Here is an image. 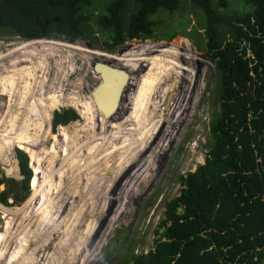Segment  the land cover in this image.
<instances>
[{
    "label": "rangeland",
    "instance_id": "1",
    "mask_svg": "<svg viewBox=\"0 0 264 264\" xmlns=\"http://www.w3.org/2000/svg\"><path fill=\"white\" fill-rule=\"evenodd\" d=\"M92 1V7H94L95 12H89L93 18L97 13H105L106 9L113 2V0ZM209 1L216 11L228 17H232L235 14H241L246 10V8H249V6L241 0H228V6L226 8H221L219 6V0ZM154 18L159 21V23L154 28L153 38L144 40H126L122 45H117L113 49L105 47L104 41L106 40V37L101 33H94L93 40H71L62 36L26 40L21 39L18 36L0 35V52H3V50H5L4 48L8 49L14 47L19 42L31 40L36 42L38 40L45 39L73 44L80 48L87 49L86 51L90 50L84 54L83 52H76L74 50L66 49L65 47L60 48L56 45L44 46L41 43H36L31 46L36 49L32 55L34 62H39L38 57H40L41 54L46 55V57H44L46 64L41 65V68H44V71L46 70L44 74L46 76V83L43 85L44 89L49 90V85L53 82H57L59 79L61 86L56 89V96L63 94L65 96L76 97L79 95L80 97H78L81 98V102L83 101L85 104H88V106H86L87 111L85 112L86 119L80 116V109H83L80 106L74 107V105L71 104L62 106L59 103H53L51 104L49 110L57 104L60 106L57 110L71 107L76 111L79 118L66 125L72 123L75 128L78 126V129H82V131L79 132L82 139L79 140L81 148L77 153L78 159L82 160L83 167L89 163L88 166L93 171H86V174H84L83 171L82 174H79L78 171V173H75L71 179L72 184L68 186L65 182V178L61 176L57 177L61 171V163L65 162V160L62 159L63 156L61 154V150L58 154L53 153V151H49L50 146L51 149H53L55 145L57 147V145L61 143V139L60 142L58 141L56 144H53L54 140H52V138L57 135L58 126L54 128L51 124V130L52 132H55L51 139H47L45 141L42 139L37 142V145L41 150H39L40 154L42 153L40 156L43 157V159L41 158L42 163L40 162V166L42 168L40 169L41 171L43 170L42 172L46 171V173H48L47 168H49L48 164H50V175L53 176L54 179L58 180V182L54 183V187L55 189L57 188L56 195L59 196V203L57 205L58 211L52 219L51 224L48 225L46 230L45 228L40 229L42 234L41 246L46 252L49 248L54 246L58 252L63 253L65 250H67L68 253L71 248L74 247L76 257L72 262L68 261L69 264H127V259L131 254H139L141 252L146 253L152 249L154 241L162 238V234L164 232V229L161 231L162 227L160 226V223L165 218V203L180 194V189L182 187L180 177L195 171L199 165H202L205 162V157L209 151L208 142L210 139V121L213 119L214 113L219 109L217 80L218 70L214 61H212L204 51L206 43L204 27L206 21L203 10L200 6L189 0H180L178 9L174 11L159 9ZM180 38L188 41L191 46V56H193L192 63L195 67L194 70L196 74H189L188 77V72L185 71L182 74L180 73L179 78L177 76L171 80V76L173 74L170 72L173 71V67L180 64L181 67L185 68V66H188L189 62L187 56H185L186 53L189 52L186 44L180 40ZM144 43L147 44V47L138 46ZM172 45L177 48H175V50L178 51V54L172 53V51L169 50ZM43 47H45L44 50ZM138 53L144 56L141 57L137 55ZM57 54L62 55L66 61V74L61 76H59L60 73H58V75L56 73V71H59V58L56 56ZM68 55L70 58H68ZM163 61L168 62L169 65L167 67L170 71L168 72L167 70V72L161 73L160 85L158 86L159 90L157 88L160 96L158 97L159 94L155 93L157 97L156 101L161 102L164 100L163 106L156 111V114L154 115L152 121H150V126L148 128H145L147 121L143 120L141 125L136 128L135 133H131V138L135 140L139 134L145 130L147 134V143L138 141V151L133 152L132 156H130L127 161L123 162L120 168L106 170L107 172L104 171L102 167L107 164L110 156L102 153L103 148L107 149L108 147H105V145L104 147L101 146V138L98 141L95 139L92 140L93 131L95 130L94 132L97 134V137H101L104 134L105 136L107 135L105 137L106 140L104 139V141L109 143V147L115 144L122 146L124 138L122 136H127L130 132L123 131L122 134H120L121 136H118V134L122 131V127H120L121 130L118 131V128H114L115 124H121V120L123 121L122 124L127 125L130 123H136V121L132 120L130 117L128 120L122 118V116L127 114V111H129V109L124 106L123 102L125 97L122 96L119 97V101L121 100L122 102L120 101V104L117 106V115H114V118H112L108 126L104 129L106 133L105 131H101L100 134L97 133L100 131H96V127L100 125L99 120L97 121V119H100L97 113H99V109L101 108L97 105L98 111L96 113L94 108V112L91 110L92 104L90 101L94 104L98 102H95V100L90 98V95L86 98L88 92L92 88H96L95 84L101 82L100 78L102 76L96 72L93 73L92 71L93 65L97 62L103 64L109 62L111 67L119 70H127L129 76L132 74V80H129V83H132L133 81L135 82L141 73L147 72L152 66L154 71L148 73L144 84L151 87L156 79V75H154L155 72L158 74L159 71L167 68L162 65ZM130 63H134L135 66H129ZM90 66L91 71L90 68L88 69ZM32 71H34L35 74V67ZM36 73L38 75L42 74L39 70H37ZM10 75L12 74L8 75V79L14 82ZM1 78L4 80L0 83V89L8 91L10 96H14L18 91V85L16 86L13 83H7L8 79L4 76H1ZM77 78L81 82V87L79 86L76 88V86L73 85V82H77ZM20 81V84H26L24 78H20ZM151 81L153 82L151 83ZM170 82H172V84L170 88H168V84ZM186 82L190 85L188 88H186ZM132 86L131 84L126 85L125 91L129 87L132 89ZM138 87L141 88V85H138ZM131 89H129V91ZM184 90L186 91V99L184 98L185 101H183V94H185ZM165 93H167V97H165ZM4 102L5 100L1 101L2 106L0 108V114H3L6 110ZM149 104V102H145L142 105L144 116H146V118L151 116ZM23 106L27 105L25 104ZM179 109L180 111L175 113ZM31 110L32 108H30V111ZM27 113L28 112H25L24 114ZM14 115L16 114L14 113ZM73 122H78L79 125ZM4 128H7L8 130L7 135H14L8 127ZM116 132L118 134H116ZM110 135L112 136L109 137ZM114 136H118V138H114ZM66 143L67 140L64 138L60 146H62V148H66ZM94 145L97 148L94 149ZM123 147L125 146L123 145ZM98 149L102 152L97 153ZM17 150L22 149H19V147H17L12 141H7L6 143V141L0 140V178L5 176L7 179L3 183L4 189H7L10 186L8 179H22L19 160L16 155ZM109 150L111 151L112 148H108V151ZM121 150L123 151V148L121 149L120 147L119 150L116 148L115 150L113 149L112 153L113 155H116L114 157L115 160L119 159L120 155H122ZM90 151H92V155L88 162L87 159L91 154ZM26 154L28 157L27 166L31 170L29 193L26 194L25 198H23L20 194L18 197H14L10 194L7 198L8 203L11 204L9 206H5L0 203L2 208L10 210L8 212L10 213L8 223H13L12 229L9 227V231H4L5 237L3 239V243L6 245L3 247V253L9 252L6 251V249H10L12 247L10 246L12 242L13 245L16 244L20 237L24 238L26 235L29 237L31 236V233H38L36 230L39 228V224L44 218H39L36 213L37 209H31L29 207V204L35 205L38 201H41L40 199L43 200V197L36 198L32 193L30 183L31 179L34 177V173L29 165L30 155L27 152ZM113 155H111L112 157L110 159H113ZM79 160L72 161V163L74 165L81 166ZM95 160L98 161V164L96 163V167L101 168L100 173L98 172V169L94 168L92 165ZM115 160L113 161L114 163L116 162ZM138 161L139 164L137 165L136 162ZM13 162L16 164L15 174L12 173ZM113 162L112 164H114ZM139 165L141 166L139 167ZM70 167L71 166L65 167L63 171L64 175L69 173ZM112 171L116 172V178L114 176L115 179L113 177L110 179V172ZM42 172L39 175L40 178L42 176ZM90 172L97 175L95 176V185L94 187L91 186L89 191L86 193V196L85 194L82 195V192H84L83 190L80 193L82 198H85L84 200H86L87 203L89 202V205H85V208L88 207V213L85 217V226L88 227L85 228V231H88V234L85 237L87 238V242L85 243L89 250L83 251V244L81 243V246L77 244L78 235L82 231L81 224L77 226L75 233H73V235L69 238V241H67V246L64 247V245L58 243L57 240L64 237L69 229L74 228L75 218L82 219V215L79 212L81 207L76 209L75 205V208L70 210L69 213L66 214L65 211L67 212L69 207H71L74 203L77 204L80 202L82 204L78 195L79 178L82 175L83 177L89 176L91 180H93ZM41 181L43 182L44 179H41ZM54 187L52 188V191L55 190ZM91 196L92 198H90ZM93 199L95 200V207L97 206L96 208H93L92 204L90 205ZM83 211L84 210L81 212ZM91 211L93 214L90 213ZM64 217L69 218L67 224L63 223ZM3 224H5V221L0 212V232L3 231ZM33 246L34 245L32 243L29 246L30 249H32ZM82 254L85 256L79 259ZM38 256L39 253L36 251L34 264H37L36 259L41 257L39 256L38 258ZM65 257L66 255L60 257L58 264H62L63 261L66 264L67 260ZM43 260L44 262L46 261L45 258H43Z\"/></svg>",
    "mask_w": 264,
    "mask_h": 264
},
{
    "label": "trees",
    "instance_id": "2",
    "mask_svg": "<svg viewBox=\"0 0 264 264\" xmlns=\"http://www.w3.org/2000/svg\"><path fill=\"white\" fill-rule=\"evenodd\" d=\"M189 1L205 16L204 51L218 70L219 109L210 121L205 162L180 177L179 196L165 203L162 238L146 253L131 254L127 264H264V0H241L249 8L232 17L209 0ZM179 3L113 0L93 18L92 0H2L0 35L38 39L43 28L44 37L93 40L101 33L113 49L126 40L153 38L157 11H174ZM219 6L226 8L228 0ZM59 107L51 108L40 139L53 137L51 124L79 118L73 108ZM16 155L23 178L8 179L10 186L0 190L5 206L10 194L29 193L27 154Z\"/></svg>",
    "mask_w": 264,
    "mask_h": 264
},
{
    "label": "bare ground",
    "instance_id": "3",
    "mask_svg": "<svg viewBox=\"0 0 264 264\" xmlns=\"http://www.w3.org/2000/svg\"><path fill=\"white\" fill-rule=\"evenodd\" d=\"M180 40H182L186 44V47H187V50L189 53H186L185 56H187L189 62H188V66H185V68L181 67L180 64H177L176 66H174L173 71L170 72L171 74H173L171 76V80L176 78L177 76L179 78L180 73L182 74L185 71L188 72V77H189V74H193V75L196 74V72L194 70L195 67L192 63L193 56H191L192 55L191 54L192 50L190 48L191 46L189 45V42L186 41L185 39L180 38ZM36 43H41L44 46L56 45L60 48L65 47L66 49L74 50L76 52L77 51L83 52L84 54L86 52L90 51V50L86 51L87 49L80 48V47L73 45V44H68V43H63V42H59V41H55V40H46L45 39V40H38L36 42H33L32 40L19 42L14 47L8 48V49L4 48L5 50H3V52H0V83L2 82V80H4L3 78H1V76H4L8 79V75L12 74V75H10V77L14 80V82H12L8 79L7 83H13L16 86L18 85V88H17L18 91L15 93L14 96H10L8 91L0 89V108L2 106L1 101L5 100L4 105H5V109H6L3 112V114H0V140L6 141V143H7V141H12L14 144H16L17 147H19V149L21 148L22 150H24L25 152H27L30 155V157H29L30 158V164L29 165L32 168L33 173H34V175H33L34 177L32 176L33 179H31V183H30L32 193L36 198L37 197H39V198L43 197V200L40 199L41 201H38L35 205L29 204V207L31 209H37L36 213L38 214L39 218L44 217L42 222L39 224V228L36 230V232H38V233H31V236H29V237L27 235L24 238L20 237V239L16 242V244L13 245V242H12L10 244V246H12V247L10 249H6V251H9V252L3 253V249H4L3 247L6 245L3 243V239L5 237L4 231H9V227H11V229H12L13 223L12 222L8 223L9 214H10L8 212L10 210L6 209V208H2L0 206V209H1L0 212L2 214V218H4V221H5V224H3L4 225L3 231L0 232V260H1L0 264H34V262H35L34 256H35L36 251H37V253H39V256H41L40 258L38 256L39 259H36L37 264H58V262L60 261V257H62L64 255H66L65 259L67 260V262L68 261L72 262L74 260V258L76 257V252H75L74 247H72L68 253H67V250H65L64 253L58 252L54 248V246L49 248L47 252L42 249V246H41L42 234L40 232V229L45 228V230H46L48 225L51 224L52 219L55 217V214L58 211L57 205L59 203L58 202L59 196L56 195V189L57 188L55 189V187H54V183L58 182V180L54 179V177L50 175V171H49L50 170V164H48L49 168L46 167L48 170V173H46V171L42 172L43 170L41 171V169H40V168H42L40 166V162H41V158L43 159V157L40 156L42 153L40 154L41 150H40L39 146L37 145V142H39L38 140H42V139H40L41 138L40 135H41L42 128L44 127L45 123L47 122V120L50 116V110L49 109H50L51 104L59 103L62 106L66 105V104L74 105V107L80 106L83 108V109H80V116H82V118H84V119H86L85 118V112L87 111L86 106H88V104H85L83 101L81 102V98H79L80 97L79 95H78L79 97L78 96H76V97L71 96L70 97V96H65L63 94L56 96L55 91H56V89H58V87L61 86L59 79L57 80V82H53L49 85V90L44 89L43 85L46 83V76L44 74H45L46 70L44 71V68H41V65L46 64V60L44 58V57H46V55L41 54L40 57H38L39 62H34V60L32 59V55L34 54L36 49L32 48L31 46H33ZM138 46L147 47V44L144 43V44L138 45ZM175 48L176 47L172 45L171 49H169V50L172 51V53L178 54V51H176ZM44 49H45V47H43V50ZM91 51H93V50H91ZM53 54H54V52H53ZM137 55H139L141 57L144 56V55H141L139 53ZM145 55H147V54H145ZM56 56H58V58H59V63H58L59 71H56V73H57V75H58V73H60L59 76H61V75L66 74V71H65L66 61H65L64 57H62V55L57 54ZM68 58H70L69 55H68ZM187 58H185V59H187ZM190 59H191V61H190ZM183 60H184V58H183ZM40 61H41V64H40ZM97 63H100V62H97ZM101 64H103V63H101ZM104 64L107 66H110L109 62L104 63ZM162 65L164 67H167L169 64H168V62L163 61ZM129 66H135V64L130 63ZM34 67H35V74H34V71H32ZM89 68L91 71V66L88 67V69ZM112 68H114V67H112ZM70 69H72V68H70ZM37 70L41 71L42 74L38 75L36 73ZM121 70H124V69H121ZM167 70H168V72L170 71V69L167 67V68H164L162 71H159L158 74H156V72H155L154 75H156V79H155V82L151 85V87L146 86L144 84L146 82L145 80L147 79L148 73L154 71L152 69V66L148 69L147 72L141 73L135 82L134 81L132 83L127 82L126 85H130V84H131V86L133 85L132 89L130 91H127L128 89L125 91L126 85L125 86L123 85L122 91H121L119 97H122V96L125 97V100L123 103H124V106L129 109V111H127L128 113L124 114L122 116V118L125 120H128V118L130 117L132 120L136 121V123H130L127 125V124H122L123 121L121 120V122H122L121 124L120 123H119V125L115 124V126H114V128H118V131L121 130L120 127H122V131L119 134L116 132V134H118V136L120 134H122L123 131L130 132L127 134V136H124V135L122 136V137H124L122 143L125 147H123V145L119 146L116 144L109 147L108 146L109 143L104 141V139L107 135L105 136V134H104L101 137H97V134L94 132L95 130L93 127L94 131L92 133V140L95 139L96 141H98L101 138V140H102V141H100V144H102L101 146L104 147V145H105V147H108L110 149L112 148L111 151L110 150L108 151V148L107 149L103 148L102 154L110 156V158H111L112 157L111 155H113V153H112L113 149L115 150V148H116L117 150H119V147L121 149L123 148V151L121 150L122 155H120L119 159H117L118 158V156H117V158H116L117 160H115L114 157L116 155H113V159L116 161L115 163L113 162L114 161L113 159H110V158L108 159L107 164L102 167L104 171L110 170V169L120 168V166L123 164V162L127 161L130 158V156H132L133 152L138 151V146H137L138 141H142L143 143H147V136H146L147 134H146L145 130L142 133H140L139 136L135 140H133L131 138V133H135L136 128L139 125H141L143 120L147 121L145 128H148L150 126V121H152V119L154 118V115L156 114V111L158 109H160L161 106H163L164 100L161 102L156 101L157 97H156L155 93L159 94V92L157 91V88L160 85V75L163 72H167ZM92 71H93V73L96 72L97 74H100L102 76V72L95 71L94 67H93ZM124 71L127 72V70H124ZM127 74H128V72H127ZM104 76L107 79L108 83H107V85L104 86V89L99 93V95L96 96V98L99 102L98 107L101 108V109H99V113H97V111H98L97 104H94L92 101H90V103L92 104L91 110H93L95 108L97 115H99V117H100V119H97V121L99 120L100 125L97 127L95 126L97 129L96 131L100 130L97 132L99 134L101 131L102 132L105 131L104 130L105 127L108 126V124L110 123L112 118H114V115H117V113H118V111H117L118 105L117 106L114 105L115 106L114 107L112 101H113V90H114L113 86H116L119 84V82H120V81H118L119 76L113 75V74H110V75L104 74ZM131 77H132V74L130 76V80H132ZM20 78H22V79L24 78L26 84H20L21 83ZM108 79H110L111 81H109ZM100 80L102 82V77L100 78ZM113 80H114V83H113ZM152 82L153 81H151V83ZM80 83H81L80 80H78V78H77V82H75V83L73 82V85L76 86V88H77L81 85ZM186 83H187L186 88H188L190 85L188 84V82H186ZM84 84H83V89H84ZM98 84H100V83L95 84V86L97 87ZM171 84H172V82H170L168 84V88H170ZM138 85H141V88L138 87ZM35 87H36V89H35ZM92 90H93V88L88 92V95H86V98H87V96L90 95V98H92L94 100L93 95H92ZM158 90H159V88H158ZM191 91H192V88H191ZM130 92H131V94H130ZM184 93L185 94H183V101H185V99H186L185 98L186 91ZM159 96H160V94L158 95V97ZM165 97H167V93H165ZM120 101L118 98V104H120ZM45 102H47V103H45ZM145 102L150 103L149 104V111H151V116H149V118H146V116H144V111L142 109V105ZM25 104L27 106H23ZM30 108H32L31 111H30ZM105 108H108V109H105ZM178 111H180V109L177 110L175 113H177ZM25 112H28V113L24 114ZM14 113L16 115H14ZM73 123H76L77 125H79L78 122H73ZM4 127H8L13 132L14 135H12V136L7 135L8 130H7V128H4ZM77 127L75 128L72 123L69 125H58L57 135L53 137V140H54L53 144H56L58 141L60 142V139H61V143H62L63 139L65 138L67 140L66 148H62V146H60L61 143H59V145H57V147L55 145V147L53 149H51V146H50V150H49V151H53V153H55V154H58L61 150V154L63 156L62 159L65 160V162L61 163V165H60L61 171L59 172L57 177L61 176V177L65 178V182L67 183L68 186H70L72 184L71 179L75 173H78V171H79V174H82V171H83L84 174H86V171L92 170L88 166L89 163H87V165L83 167L82 166V160L78 159L77 153L79 152V150L81 148V146L79 145V140L82 139L79 135V132L82 131V129H80V128L78 129ZM105 133H106V131H105ZM101 135H102V133H101ZM111 136L112 135H110L109 137H111ZM118 136L117 137L114 136V138H118ZM130 141H132V142L129 143ZM152 144H153V142H152ZM59 148H61V149H59ZM95 148H97V147L94 145V149ZM92 150H93V148H92ZM152 150H154V149H152ZM95 151H97V150H95ZM90 152H91V154L89 155V157L87 159L88 162H89V159L91 158V155H92V151H90ZM101 152L98 149L97 153H101ZM46 154H47V152H46ZM51 155H48V156H51ZM199 158H200V156H199ZM77 160H79L81 166L80 165H74L72 163V161H77ZM112 162L114 164H112ZM96 163L98 164L97 160H95V162L92 164L94 168H97ZM136 164L138 165L139 161L136 162ZM66 166H71V167H70L69 173L64 175L63 171H64ZM140 166L141 165H139V167ZM79 168H80V170H79ZM97 169H98V172L100 173L101 168L98 167ZM41 172H42V174H41L42 176L40 178L39 175ZM12 173L13 174L16 173V164L14 162H13V172ZM90 174H91L93 180H91V178L89 176L83 177L81 175V177L79 178V188H78L79 194L78 195L80 197L79 198L80 201H82V204L80 202L77 204L74 203L73 205H71V207H69V210L67 212L65 211V213L67 214L70 212V210H73L75 208V205H76V209L81 207V210L79 212L82 215V219L81 218L80 219L75 218L74 219V223H75L74 228L69 229L67 231V234L64 237L57 240L58 243L64 245V247L67 246V241H69V238L73 235V233H75L77 226L81 224L82 231L78 235L77 244H79V246H81V243L83 244V246H84L83 251L89 250V248L87 247V245L85 243V242H87L86 241L87 238H85V237L88 234V231L87 232L85 231V228H88L85 226V217L88 213V211H87L88 207L85 208V205H87V204L89 205V202L87 203V201L84 200L85 198L83 199L82 196L80 195V193L83 190L84 192H82L83 193L82 195L85 194V196H86V193L89 191L91 186L94 187V185H95L94 183L96 182L95 176H97V175L92 173V172H90ZM114 176L116 178V172H113V171L110 172V179H112V177L114 178ZM41 179H44V181L42 182ZM53 187L55 190L52 191ZM98 187H99V185H98ZM85 196H83V197H85ZM90 198H92V196ZM91 204L93 205V208L97 207V206L95 207V200L94 199L91 201L90 205ZM82 206H84V207H82ZM82 210H84V211L81 212ZM90 213L93 214L92 211ZM102 215H101V217H102ZM68 219H69L68 217H64L63 223L67 224L69 221ZM32 243L34 246L32 249H30L29 246ZM49 250L52 252H50ZM43 252H44V254H43ZM84 256L85 255L82 254L79 259H81ZM43 258H45V260H46L45 262H44ZM67 262H66V264H67ZM69 262H68V264H69ZM62 264H65V262L63 261Z\"/></svg>",
    "mask_w": 264,
    "mask_h": 264
},
{
    "label": "water",
    "instance_id": "4",
    "mask_svg": "<svg viewBox=\"0 0 264 264\" xmlns=\"http://www.w3.org/2000/svg\"><path fill=\"white\" fill-rule=\"evenodd\" d=\"M1 1L2 0H0V2ZM55 20H57V19H55ZM45 24H46V22H45ZM43 34L44 33H43V28H42V37L41 38H44ZM93 67H94L95 71L102 72V82H100V84H98V86L92 90V95H93V98H94L95 102H98L96 96L99 95V93L104 89V86L107 85V83H108V81L105 78L104 74H109V75L113 74V75L119 76V80H118V81H120L119 84L116 85V86H113L114 90H113V101H112V103H113V106L114 105L117 106L118 105V98H119V95H120V93L122 91V87H123V85L125 86L127 80L130 78V76L124 70L115 69V68H112V67L107 66L105 64H101V63H95L93 65ZM110 79H108V80L111 81ZM98 103H96V104L98 105ZM52 117H53V115H52ZM21 177L23 178L22 175H21ZM3 189H4V185L1 184L0 185V190H3ZM178 211H181V208H178ZM162 230H163V228L161 229V231ZM131 264H133L132 261H131Z\"/></svg>",
    "mask_w": 264,
    "mask_h": 264
},
{
    "label": "flooded vegetation",
    "instance_id": "5",
    "mask_svg": "<svg viewBox=\"0 0 264 264\" xmlns=\"http://www.w3.org/2000/svg\"><path fill=\"white\" fill-rule=\"evenodd\" d=\"M127 48H128V47H127ZM129 80H130V78L127 80V82H129ZM127 82H126V84H127ZM126 84H125V85H126ZM129 89H131V88L129 87L127 91H129Z\"/></svg>",
    "mask_w": 264,
    "mask_h": 264
}]
</instances>
